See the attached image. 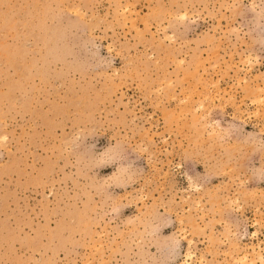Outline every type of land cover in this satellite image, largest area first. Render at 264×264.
Instances as JSON below:
<instances>
[{
    "label": "rangeland",
    "instance_id": "374dc122",
    "mask_svg": "<svg viewBox=\"0 0 264 264\" xmlns=\"http://www.w3.org/2000/svg\"><path fill=\"white\" fill-rule=\"evenodd\" d=\"M186 263L264 264V0H0V264Z\"/></svg>",
    "mask_w": 264,
    "mask_h": 264
},
{
    "label": "bare ground",
    "instance_id": "6f19581e",
    "mask_svg": "<svg viewBox=\"0 0 264 264\" xmlns=\"http://www.w3.org/2000/svg\"><path fill=\"white\" fill-rule=\"evenodd\" d=\"M260 98V97H259ZM193 256V254H191L189 251L187 252V254H186V258L187 259H189L190 260V258ZM247 256H248V254H247ZM245 257V256H244ZM242 258V257H241ZM239 260L240 261H242V262H244L243 260H241L240 258H239ZM246 260V259H245ZM187 264V263H186Z\"/></svg>",
    "mask_w": 264,
    "mask_h": 264
}]
</instances>
